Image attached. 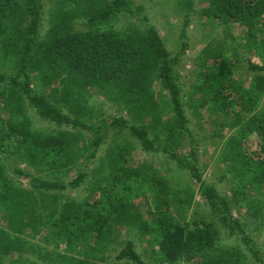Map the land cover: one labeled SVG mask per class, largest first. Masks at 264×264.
<instances>
[{
    "label": "trees",
    "instance_id": "1",
    "mask_svg": "<svg viewBox=\"0 0 264 264\" xmlns=\"http://www.w3.org/2000/svg\"><path fill=\"white\" fill-rule=\"evenodd\" d=\"M207 1L200 14L210 24L218 19L238 25L243 45L260 53L264 0ZM177 3L186 11L184 42L173 55L145 4L135 0H53L45 32L43 0H0V264L27 263L32 251L40 253V264H150L133 236L122 238L123 228L146 235L147 245L158 247L169 263L247 264L242 251L217 244L214 222L183 218L181 208L193 190L173 187V168L154 161L129 165L137 147L130 141L116 139L107 148L94 170L104 182L95 186L93 200L64 196L86 180L81 159L97 157L107 136L102 130L119 128L136 135L144 150L161 151L176 161V169L186 170L231 237L235 228L245 232L233 207L252 221L264 219V106L257 110L264 98V65L249 57L241 64V58L226 55L222 42L206 44L197 58L200 80L185 100L177 65L188 46L195 2ZM90 92L102 94L129 120L102 113V120L87 121L91 113L84 97ZM31 108L59 128L36 129ZM190 109L200 117L205 110L223 115L208 128L220 137L229 131L219 171L230 195L203 178ZM84 130L92 136L86 146ZM253 134L259 137L256 148H246ZM74 169L70 180L41 175ZM147 195L152 206L143 217L135 199ZM241 239L264 264L254 238ZM119 242V252L107 262L110 243Z\"/></svg>",
    "mask_w": 264,
    "mask_h": 264
},
{
    "label": "rangeland",
    "instance_id": "2",
    "mask_svg": "<svg viewBox=\"0 0 264 264\" xmlns=\"http://www.w3.org/2000/svg\"><path fill=\"white\" fill-rule=\"evenodd\" d=\"M45 2V25L43 27V31L45 32L49 26V11L52 6L53 0H43ZM137 3H144L146 7V13L150 14L151 21L157 26L160 34L166 41L167 48L172 52L173 55L179 53L181 50V45L183 39H180V35L184 29V20H185V10L181 8L182 4L178 5V0H135ZM194 12L191 14L190 24L186 28V34L188 35V46L185 51V55L182 56L181 61L177 65V69L180 71L181 75V84L183 87V96L185 100L188 98V93L191 92L193 86L199 82V78L201 77L200 71L202 68L198 67L200 60L197 61L202 48L211 42H222L226 46V55L232 56L233 59L237 56V58H241V64L246 58L249 57L253 61L264 65V45L260 46V53H256L254 51L253 46H244V40H242V31L239 26L235 24L224 25L220 22V20L212 21L209 17L200 14V10L202 7L208 6L207 0H194ZM118 24H121L120 21H117ZM80 28L79 24L77 25ZM1 68V65H0ZM199 95V94H197ZM86 105L90 108L87 110L88 113H91L86 120L89 122H96L103 119L102 113L105 114H114V115H122L129 120V117L126 113H122L116 106H113L102 94L98 93H87L85 94ZM264 106V98L257 110L262 109ZM188 108V106L186 105ZM118 109V110H117ZM66 111H68L66 109ZM28 114L32 117L34 127L39 131L44 132H53L59 128L55 123H50L41 119L34 109H29ZM104 114V116H105ZM189 117L191 118V127L198 132L199 135V143L197 145L199 151V167L203 173V178L207 183H216L217 188L221 191V193H227L230 195L228 190L229 184L226 181H220L221 170L224 166V163L219 162L220 153L223 149L224 142L229 135V131L226 130L224 132L225 136H214L213 131L209 130V126H212L215 118L223 117L222 113L220 114H211L208 110L203 111L200 116L193 114L192 109L188 110ZM200 119V120H199ZM224 119V118H223ZM201 122V123H200ZM200 123V124H199ZM200 125H202L200 127ZM102 132H107V136L105 137L102 146L99 149L97 157L93 160L81 159L84 161L83 169L87 172V178L82 183V185L78 188H69L64 192L65 197H70L77 200L89 199L93 200V197H96L95 194V186H97L103 180V175L101 176V171L96 173L94 170L102 165L101 160L102 156L106 152L109 145H113L114 140L117 139L119 142H127L130 141L131 144L137 146L133 151L129 158V165H137L139 163L144 162H156L160 164L162 169L167 167L173 168L171 173L172 184L176 189L179 188H188L192 187V194L190 195V200L186 202V207H182L183 209V218L186 221H189L193 218H204L209 222H214L216 225V229L218 231L216 241L217 244L221 248H237L245 254V262L247 264H259L258 260L255 259L253 254L246 247V244L241 239L243 234H246L250 237L254 238V241L258 243V247L262 251V255L264 257V219L261 218L258 222L252 221V218L245 216H240L237 209H232V212L235 217H240V221L242 222V226L245 232L240 231L238 228L234 229V235L231 237L229 235L228 227H225L224 224L219 221L217 213L211 208L210 205L206 203V200L202 197L199 188L191 175L186 170H178L176 161L171 158H166V154L159 151L158 153L148 152L139 146V139L136 135L131 133L129 130H120L119 128L112 129H103ZM208 132L206 136L202 133ZM83 142L88 145L90 141L91 133L84 130ZM92 137V136H91ZM258 136L250 135L245 140L246 148L255 149L257 145ZM88 161V162H87ZM106 164V161H105ZM104 169L107 171L108 166L104 165ZM108 172V171H107ZM77 173V170L74 169L72 171H65L62 173H55L52 176L48 174H41L46 177H51L52 179L63 178L65 180L72 179ZM104 173V170H103ZM26 182V181H24ZM186 195L183 194L182 197ZM136 206L141 211V215L143 217H147L148 210L146 208H150L152 206L149 195L141 196L135 199ZM177 207V206H174ZM174 213H178L177 210L173 209ZM123 232V236H133L138 251L142 254L143 258L149 262L150 264H193V262H188L187 260H177L173 263H169L165 261L163 258L161 251L158 247H153L151 249L147 244L146 235H143L137 231H133L129 233V229L123 228L121 229ZM127 234V235H126ZM126 238V237H125ZM36 242H42V240L37 239ZM55 244H50L49 248L54 249ZM64 245L59 248V250H64ZM121 248L119 243H110L108 250L106 251L107 262L112 263L114 257L119 252ZM40 253L37 251L31 252L27 254V263L24 264H32L33 261H38V264L42 262L43 258L40 257ZM11 264V263H5Z\"/></svg>",
    "mask_w": 264,
    "mask_h": 264
}]
</instances>
